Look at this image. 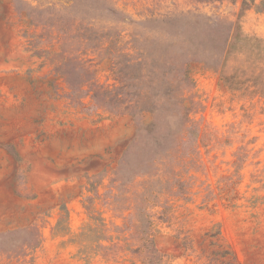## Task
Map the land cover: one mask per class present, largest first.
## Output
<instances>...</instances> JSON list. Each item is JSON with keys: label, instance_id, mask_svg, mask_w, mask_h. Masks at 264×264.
I'll use <instances>...</instances> for the list:
<instances>
[{"label": "rangeland", "instance_id": "rangeland-1", "mask_svg": "<svg viewBox=\"0 0 264 264\" xmlns=\"http://www.w3.org/2000/svg\"><path fill=\"white\" fill-rule=\"evenodd\" d=\"M247 1L0 0V129L68 145L67 181L41 167L22 187L37 221L0 233V264H147L146 232L161 264H264V0ZM236 23L252 39L225 60ZM97 87L158 109L112 115Z\"/></svg>", "mask_w": 264, "mask_h": 264}, {"label": "crops", "instance_id": "crops-1", "mask_svg": "<svg viewBox=\"0 0 264 264\" xmlns=\"http://www.w3.org/2000/svg\"><path fill=\"white\" fill-rule=\"evenodd\" d=\"M40 134L43 133L0 129V233H14L37 221L36 205L28 203L36 201V197L30 200L21 194L22 187H28V192L35 195L32 175L38 168H55L60 173L51 185L68 180V165L62 158L67 151V139L61 132ZM24 153H30L29 160Z\"/></svg>", "mask_w": 264, "mask_h": 264}, {"label": "trees", "instance_id": "trees-1", "mask_svg": "<svg viewBox=\"0 0 264 264\" xmlns=\"http://www.w3.org/2000/svg\"><path fill=\"white\" fill-rule=\"evenodd\" d=\"M249 3L247 0H244L243 6H248ZM262 8L264 6V1L260 5ZM117 14H121L120 11L115 10ZM124 20H128L127 17H124ZM241 26L239 23L236 24H230L228 26V30L230 31L227 36L225 37L224 46H222V49L225 52V60L227 59V55L232 51L233 47L236 46V43H238L239 40H245V42L250 41L252 38L245 36L244 38H241L240 33ZM258 40V39H256ZM191 58L187 57V61H185V64H188L190 62ZM237 75L229 76L228 79H235ZM117 90V89H116ZM115 89H108L105 87H97L96 90L93 92V99L95 100L96 107L97 108H104L107 111H109L112 115H124V114H131L135 116L137 109L139 112L142 111H150L153 112L158 109L153 104L150 105H143L139 104V102L136 105H129V104H123L119 98L121 96V93H116ZM258 90L261 92H264V80H261L258 82ZM106 98H111L110 101H106ZM184 108V116H185V125L184 129L188 128V109ZM187 119V120H186ZM116 189L119 190V188L116 186ZM117 196V194L115 195ZM88 199H90L88 197ZM87 199V201H88ZM135 208V207H134ZM101 222V226L104 227L105 220L102 217L96 218ZM143 243L142 246L137 249V251H141L144 253V259L147 264H161L164 258V254H162L155 242L154 234L151 232H146L145 235H143ZM117 246V245H116Z\"/></svg>", "mask_w": 264, "mask_h": 264}]
</instances>
